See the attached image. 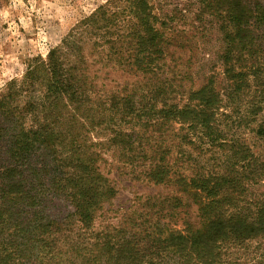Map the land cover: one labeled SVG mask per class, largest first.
<instances>
[{
	"label": "trees",
	"instance_id": "obj_1",
	"mask_svg": "<svg viewBox=\"0 0 264 264\" xmlns=\"http://www.w3.org/2000/svg\"><path fill=\"white\" fill-rule=\"evenodd\" d=\"M194 3L189 34L218 30L225 86L168 76L192 40L180 11L108 0L0 90V264H264V4ZM109 151L167 192L98 226Z\"/></svg>",
	"mask_w": 264,
	"mask_h": 264
},
{
	"label": "rangeland",
	"instance_id": "obj_2",
	"mask_svg": "<svg viewBox=\"0 0 264 264\" xmlns=\"http://www.w3.org/2000/svg\"><path fill=\"white\" fill-rule=\"evenodd\" d=\"M151 1L158 8L180 11L184 17L180 18L181 21L176 18L174 23L186 29L181 39L192 38L189 34V23L196 8L195 0ZM254 1L264 4V0ZM106 2L108 0H0V90L11 79L23 78L33 58H46L50 49L61 44L73 27ZM220 37L218 30L213 28L209 31L207 40L198 36L190 39V45L185 49L169 48L167 65L171 71L168 76L172 75V70L178 72L182 69L188 76L186 89L197 88L209 77H213L215 86H225L223 67L218 58L222 49ZM101 49L98 46L97 53L93 54L94 59L97 58L95 60L100 58ZM97 65L101 67L100 75H106L108 81L112 80L110 84L114 85L116 79H121L119 71L110 66L102 67L101 63ZM125 78L123 76L122 79ZM128 79L131 82L136 80L132 76H128ZM241 132L249 136L248 129ZM4 149H0V158L3 159ZM193 153L195 156L198 154ZM209 155L212 153H203L200 157ZM104 160L101 161L100 168L113 181L118 193L112 204L106 205L98 226L118 221L125 211L134 209L145 196L156 194L162 188L150 182L133 179L128 170L123 168L118 154L113 151L105 152ZM159 192L166 193L167 190ZM55 201L57 202L52 205L54 213L56 209L68 211L69 207L65 202L59 199Z\"/></svg>",
	"mask_w": 264,
	"mask_h": 264
}]
</instances>
